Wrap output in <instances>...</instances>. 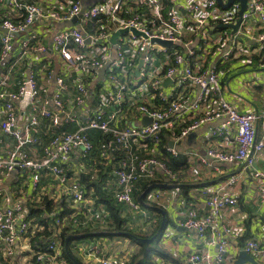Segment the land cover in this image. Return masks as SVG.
<instances>
[{
  "label": "built area",
  "instance_id": "obj_1",
  "mask_svg": "<svg viewBox=\"0 0 264 264\" xmlns=\"http://www.w3.org/2000/svg\"><path fill=\"white\" fill-rule=\"evenodd\" d=\"M32 1L0 0V10H4L0 14V27L8 30L1 36L0 68L12 58L15 39L20 35L23 36L19 42L18 59L35 52L47 53L49 46L44 41L45 34L30 29L36 21L49 23L53 20L54 25L49 27L52 32V48L86 78L74 81L72 103L82 108L90 92L92 100L95 96V101L93 107L85 113L72 111L73 105L64 99L65 93L69 91L64 75H56V88L51 99L45 97L41 100L43 87L32 69L27 70L17 91L8 93L0 89V100H6L1 129L6 136L16 141V148L9 156L0 153V180L10 172H15L18 180V171L24 170L30 173L37 185L44 170L56 177L74 207H79L86 200L87 191L80 179L67 171L66 164L70 162L71 152L79 150L86 154L100 152L102 155L114 156V148L121 149L119 153L123 154L124 159L114 169L117 186L113 197L117 202L127 205L133 214L152 219L135 198L137 183L142 179H156L158 173L162 172L166 181L179 185L185 180L183 171H197L189 161L185 169L178 171L167 165L162 149V135L169 133L170 140L166 148L176 156L181 153L178 142L200 127L224 118L221 124L213 127L210 137L222 138L228 142L227 148L210 145L207 156H200L198 164L215 167L218 173L223 172L222 168L216 166L219 163L235 166L244 164L260 180L257 188L264 202V171L255 169L254 155L264 150V108L262 111H240L223 97V83L217 62L210 58L211 49L215 46L228 47L221 55L222 59L228 58L232 47L238 43L236 36L231 38L230 30L226 29L217 32L213 38L204 37L212 31L214 24H234L242 17L240 30L252 15H257L262 23L258 40L264 47V0H249V8L242 16L238 1L228 8L219 5L218 0H187L185 6L183 0H96L88 5L85 3L89 0ZM74 17H78L79 26L77 23L66 27L55 26ZM188 22L196 32L194 36L206 41L204 46H196L195 39H192L184 44L186 52H180L158 42L183 43V28ZM88 26H91L90 31ZM132 27L142 34L128 31L118 37L116 45L112 43V35L116 31ZM141 59L143 63L137 75ZM157 59H161L160 67H155ZM105 65V77L100 80L99 69ZM13 67L2 76L0 84L10 80ZM51 73L52 70L48 71L49 76ZM87 77L96 78V81H89ZM98 79L102 82L100 87ZM167 79L173 83L171 87L164 85ZM182 83L198 87L194 101L179 95L171 96L168 92ZM28 90L31 115L27 122L20 124L15 102L25 97ZM134 94L142 98L139 101L132 100L130 95ZM214 95L219 96L206 104ZM50 102L55 105V109L50 107ZM213 102H216L215 107L211 106ZM185 112H192L191 119L176 128L178 118ZM144 117L151 118V122L143 124ZM42 119H48L53 127L75 123L77 129L53 134L43 146L41 157L28 158L23 149L41 142L35 131ZM260 123L263 136L258 139ZM93 129L102 133L97 145L89 134ZM170 141L174 142V146L169 144ZM194 156L198 157L199 154L190 153V158ZM238 181L239 177L234 176L229 183L234 185ZM200 193L209 207L208 212L202 213L195 202L190 201L183 225L195 231L199 239L210 236L209 244L216 246L217 250L216 253L208 249L193 253L188 257L187 264H235L241 251L255 260V256L264 255V239L258 238L248 239L236 249V255L229 251L232 228L227 225L221 227L219 223L224 215L238 205L239 199L235 192L222 193L221 189L205 187ZM0 198L4 202V208L0 207V238L16 248H20L23 240H28L32 254L27 264H66L61 257V233L68 224V217L60 219L54 212L53 222L49 225L50 239L46 247H43L36 240V235L45 225L32 223L25 206L14 202L1 188ZM91 213L93 217V209ZM79 214L74 210L69 219L75 225H85L88 220L81 221ZM101 217L106 220L108 213L103 210ZM96 241L91 240L79 247L80 252L87 257L88 264L130 262L132 254L129 251L112 253L107 250L106 244ZM7 253L12 255L14 249L8 248Z\"/></svg>",
  "mask_w": 264,
  "mask_h": 264
},
{
  "label": "crops",
  "instance_id": "obj_2",
  "mask_svg": "<svg viewBox=\"0 0 264 264\" xmlns=\"http://www.w3.org/2000/svg\"><path fill=\"white\" fill-rule=\"evenodd\" d=\"M186 1L187 0L182 1L184 2L183 6L188 4ZM3 12L4 10H0V14ZM51 25H54L53 20L49 21V23L41 20L36 21L30 29V31L35 30L45 34L44 41L49 46V51L47 53L35 52V54H30L23 59H18L17 54L19 42L23 35H20L21 37H16L14 43L15 50L12 52L14 62L11 64L14 65V67L11 72V78L6 83L0 84V87L8 93L14 91L20 82L23 81L27 70L32 69L36 73L39 84L43 87L41 100L45 97L51 99L52 93L56 88V75H64L69 84V91L65 93L64 99L67 103L73 105L72 111L85 113L93 107L95 96L92 100V92H90L88 101L82 108L78 107L75 103H72L74 81L81 77L84 79L86 78L79 73L75 67H72L67 61L60 57L52 48V32H50L49 29ZM76 25L79 26V23ZM55 26L60 27V25L57 24H55ZM90 27L91 26H88L87 29ZM261 30V21L257 15H252L239 30L240 35L242 36H240L238 43L232 47L231 54L228 58L223 60V64H221L222 67H220V77L223 83V97L235 105L240 111H262L264 108V56H262L264 52H262L263 44L258 40ZM216 33L217 32L213 31L208 32L204 37L206 39L213 38ZM3 34L4 31H2L0 27V43ZM194 35H196V32L188 22L183 28V39L187 42L195 39V45L198 47L206 44V41H204L203 38V40H200L199 38H194L196 37ZM226 49L227 47L222 46L213 47L210 56L212 61H216ZM10 65L8 70L12 66ZM160 65L161 59H157L155 67H160ZM2 68L3 69H0L2 73L0 79L6 72L7 65ZM51 70L52 73L49 76L48 71ZM87 79L92 82L96 81V78L92 77H87ZM98 81L99 79L97 82ZM164 85L171 87L173 83H171L170 80H165ZM168 92L171 96L175 97L179 95L189 101H194L197 96L198 87L191 83H182L181 85H176L173 91ZM218 96L219 95L212 96L206 104L210 103L212 99H216ZM130 98L139 101L142 96L134 94L130 95ZM5 102L6 100H0V153L4 156H9V154L16 148V141L12 137L6 136L1 129V122L5 117ZM15 106L18 111L19 123L22 124L23 122H27L31 115L30 103H25V97H23L15 102ZM211 106L215 107L216 102H213ZM50 107L53 109L56 108L52 102H50ZM203 110L204 109L200 111L202 112ZM191 115L192 112L182 113L178 118L175 127H181L183 124L188 123L189 119H191ZM81 120L84 119L81 118ZM143 120L144 118L142 119V122ZM224 120V118H220L212 123H208L203 127H200L193 134L190 133L186 138L177 143L179 151L187 156L188 161L192 162L197 170L183 171L185 180L182 181V186L170 184L166 181L162 172L158 173L156 179L143 180L142 183L149 180L155 181L150 185L146 194V199L150 202L149 206L151 205L150 207L157 210V212H152L148 206L146 208L147 213H150L153 219H146L143 216L133 214L129 207L122 203L129 219V226L131 228L139 226L143 231L148 230L149 233L150 231L153 232L158 225V213H162L165 218L167 214L169 222L166 224L163 233L158 238L157 244L158 247L161 248L160 250L165 251L168 256H155L154 261L156 264H187V259L191 254L206 249L210 250L212 253H216V246L209 244V240L211 239L210 236H208L207 239H199L195 231L189 228L179 229V227H185L183 223L186 221L187 211L189 209L188 203L190 200L195 202L196 207L199 208L202 213L208 212L209 207L206 205V202L200 193L205 187L221 189L222 193L235 192L238 196V205L224 215L219 223L221 227L227 225L232 228V232L229 234V251L232 255H236V249L241 247L248 239H264V202L261 201L257 188L260 180L252 175V169H249L247 166L244 167V164L235 166L226 163H219L216 166L222 168L223 172L218 173L215 171V167L210 168L211 166H206L204 164L200 166L198 164L200 156H207V148L210 145L213 147L227 148L228 142H225L222 138L210 137V132L213 127L221 124ZM76 129L77 125L75 123L64 124L61 127H53L48 119H42L40 126L35 131V134L40 137L41 142L32 147H25L23 153L28 158L41 157L43 146L51 139L53 134L73 131ZM98 132H93V130L89 131L90 135L95 133V138L97 139L93 140L96 145L100 143V139L102 138L101 133ZM262 136L263 127L260 123L258 139H261ZM120 151L121 149L114 148V156L102 155L100 152L86 154L79 150H73L71 152L70 162L66 164L67 171L72 176L79 178L81 183L85 185L87 191L86 200L82 201L79 207H74L70 198L66 195L67 193L65 189L58 184L59 181L56 177L47 174L44 170L41 173V178L37 185L33 182L29 172L19 170L18 174L20 175V180H17L15 174L10 172L9 174H5L0 180V188L3 189L6 194L10 195L14 202H20L25 206L28 218L30 206L33 205V203L36 205L40 204L47 197H49V200H52L55 204L60 203L57 208L53 209L54 212H57L58 214H61L63 210L62 204L67 205L68 208L80 213L79 218H85L88 220L85 225H75L68 220V226H71L72 230H76L78 229V226H82L88 227L90 231H96L98 234L86 237L75 243L97 240L96 242L101 241L106 244L109 252L122 253L126 248L132 247L128 244V246L123 249L124 240L128 238H124L123 240L122 237H113V240H110L109 237L103 236L104 234H102V232L104 230L100 229V225L103 226L102 223H104L105 220L102 219L101 215L102 210L107 208L104 203L97 201L96 195L98 193L96 192L95 186H91L90 188L87 187L89 186V182H98L101 179L102 182L100 185L102 190L107 191L111 194V197L114 198L113 194L117 186L114 169L119 167L124 159L123 154L119 153ZM192 152H197L199 156L190 158V153ZM254 155L256 156L255 169L257 168L264 171V150ZM91 171H94V173H91ZM234 176H238L239 181L236 184L231 185L229 182ZM142 183H137L134 195L135 191H137V193L140 192ZM156 195H158V197ZM0 207L4 208V202L1 198ZM91 209L94 210L93 217ZM54 212L48 213L46 219L53 221ZM131 216L133 220L131 219ZM29 219L32 221L31 218ZM83 220L84 219L81 221ZM146 220H150L148 221V224L152 227L148 226L147 229L145 228L144 221ZM116 244L117 246H115ZM10 247L14 249L12 255L7 253V249ZM126 251L131 252L130 250ZM74 252L81 260L88 262L85 254L82 252ZM31 254L28 240H23L20 248H16L14 245L8 244L0 238V264H27ZM255 258L256 263L253 262V264H264V255H258L255 256Z\"/></svg>",
  "mask_w": 264,
  "mask_h": 264
},
{
  "label": "trees",
  "instance_id": "obj_3",
  "mask_svg": "<svg viewBox=\"0 0 264 264\" xmlns=\"http://www.w3.org/2000/svg\"><path fill=\"white\" fill-rule=\"evenodd\" d=\"M28 1L33 2L32 0H28ZM217 26H218V24H217ZM216 29L225 30L226 27L218 26V27H216ZM90 30L91 29L88 28V31H90ZM214 30L215 29H213V31ZM177 47H179V46H177ZM262 52H264V47H263ZM0 55H1V43H0ZM262 56H264V53L262 54ZM13 62H14V57H12L10 59V61L7 63V70L5 73L8 72V67ZM221 64H223V60H220L218 62V69L219 70H220V67H222ZM0 69H3V68L1 67ZM1 74L2 73L0 71V75ZM21 82H20V84H21ZM20 84L18 85V87L16 89H14V91L18 90ZM101 85H102V82H100L98 86L100 87ZM73 88H75L74 85H73ZM0 89H2V88L0 87ZM98 131L99 130L93 129V132H98ZM92 135H91V138L97 139V138H95V133H92ZM101 135H102V133H101ZM169 140H170V135L164 133L162 135V145H163L162 149H163L165 162L167 163V165L171 169H173L175 171L185 169L188 165L187 156L182 152L176 156L171 154L166 148V143ZM42 152H43V150H42ZM82 179H83V176H82ZM143 180H145V179L140 180L138 182V184L142 183ZM101 182H102L101 179L98 182H94V181L89 182V186H87V187L90 188L91 186H95L96 192L98 193L96 195L97 201L104 203L106 208H107V209H103V210H105L108 213V218H110L109 223L111 222V226L113 227V229L104 230L102 232V234H104L105 236H108L110 238H113V237L128 238L130 241H132L133 243L137 244L140 247V251L138 252V254L136 256L132 257L131 261L128 264H156V262L154 261L155 256L167 257L168 254L165 251L160 250V249H154L151 246V243L144 242L140 239V238H150V237H153L154 235H156L157 233H159V235L155 238V240H157L161 236V234L163 233V230L165 229L166 224L169 222L167 214H166L165 225H164L162 231L159 232V229L161 228V223H162L164 216L162 215V213L159 212L157 215L158 216V225L156 226L154 231L149 235L138 234L132 230L133 228L130 229L131 227L129 226V219L127 217L125 207L123 206V204L118 203L114 198L111 197V194H109L105 190H102L101 185H100ZM153 182H155V181L149 180V181H145L144 183H142V188H141L140 192L137 193V191H135V198L138 202H140V204L144 210H147L146 208L148 206V208L152 212H157V210L150 207L151 205L149 206L150 202L146 199L147 191L149 190V187ZM172 185H175V184H172ZM180 185L182 186V183H180L179 186ZM143 189H145V190H143ZM190 201H192V200H190ZM59 205H60V203L55 204L52 200L44 199L40 204L30 206L29 218H31L34 223L45 224L43 231L37 234V239H36L40 242V244L43 247H46V245L50 239L51 231L48 230L49 222H53L52 220L51 221L47 220L46 215L50 212H54L53 209L57 208ZM62 206L64 209L62 210L61 214H58L57 212H55L59 216L58 218L61 219L62 217L67 216L68 214L74 212V210L71 208H68L67 205L62 204ZM82 219L83 218H81L80 220H82ZM70 221H71V219H70ZM77 234L81 235V236H79L78 238H70L68 241L67 247H66L65 241H66L67 237H69L71 235H77ZM95 235H98L96 233V231H90L88 229V227L78 226V229L72 230L71 226H69V227L67 226L61 233L62 257L67 261L68 264H86L83 260H81L78 257V255L75 254V252H74V247L76 246L75 242L82 240L86 237L95 236Z\"/></svg>",
  "mask_w": 264,
  "mask_h": 264
},
{
  "label": "water",
  "instance_id": "obj_4",
  "mask_svg": "<svg viewBox=\"0 0 264 264\" xmlns=\"http://www.w3.org/2000/svg\"><path fill=\"white\" fill-rule=\"evenodd\" d=\"M96 0H89L88 2L85 3V5H88V4H91L93 2H95ZM234 1H239L240 4H241V9H240V15L242 16L243 13L249 8V4H248V1L249 0H228L227 2H224V0H218L219 4L221 6H223L224 8H227L229 7ZM78 21V17H74L72 20H67V21H63V22H60L58 23V25H60V27H66V26H72L73 24L77 23ZM241 22H242V17L235 23V24H223L221 25L222 27H230L232 28V32L233 34H236L238 32V29L241 25ZM1 30L4 31V33H7L8 30L6 28H3L1 27ZM128 31H132L134 32L135 34H142L141 31H138L135 27H132V28H123V29H120L118 31H116L113 35H112V43L114 45H116L117 43V39L119 36L127 33ZM90 39H88L87 41H89ZM158 42L160 44H162L163 46H171L173 43L171 41H162V40H158ZM142 63H143V59L140 60L139 62V67L137 69V75L139 74V68L142 66ZM106 68H107V65L103 66L102 68L99 69V76H100V80H103L104 77H105V71H106ZM29 100H30V91L28 90L26 95H25V103H29ZM151 122V118L149 117H144V120H143V124H148ZM194 132H192L193 134ZM169 144L171 146H174V142L173 141H170ZM15 173V172H13ZM165 221H166V218L164 216L163 220H162V223H161V228L159 229V232L162 231L164 225H165ZM179 229H186V227H179ZM159 235V233H157L156 235H154L153 237H150V238H140L142 241L144 242H147V243H151L154 241V239ZM79 236L81 235H71L69 237H67L65 243H66V247H67V244H68V241L70 238H78ZM73 257V256H72ZM247 261H252L254 263H256L255 259L250 256L248 253H246L245 251H241L237 260L235 261V264H244L245 262Z\"/></svg>",
  "mask_w": 264,
  "mask_h": 264
},
{
  "label": "rangeland",
  "instance_id": "obj_5",
  "mask_svg": "<svg viewBox=\"0 0 264 264\" xmlns=\"http://www.w3.org/2000/svg\"><path fill=\"white\" fill-rule=\"evenodd\" d=\"M230 36H231V38H234V35H233V34H230ZM91 173H94V171H91ZM53 197H56V196H53ZM47 199H49V197H47L46 200H47ZM33 205H36V204L33 203ZM131 215H132V214H131ZM138 218H139V217H138ZM83 219H85V218H83ZM131 219L133 220L132 216H131ZM148 223H149L148 220L144 221V226H145L146 229L148 228V226H149V227H152V226L149 225ZM102 224H103V226L100 225V226H101V227H100L101 230L113 229V227L111 226V222H110V223H109V222H104V223H102ZM95 226H97V225H95ZM98 226H99V225H98ZM144 226H143V227H144ZM132 228H133V229H132ZM132 228H130V229H132L134 232H136V233H138V234L147 235V234H151V233H152V231H150V233H149L148 230H147V231H143L139 226H137L136 228H135V227H132ZM145 228H144V229H145ZM119 238H121V237H119ZM119 238H116V239H119ZM122 239L124 240L123 237H122ZM110 240H113V239L110 238ZM157 241H158V239L155 240L153 243H151V246H152L153 248H155V249H161L160 247H158ZM128 244H129L130 246H132V247H128V248H126V247L128 246ZM78 245H79V242L76 243V246H78ZM115 246H117V244H116ZM125 248H126V249H125ZM123 249H125V251H126V250H130V251H131L130 253L133 255V257L136 256V255L138 254V252L140 251V247H139L137 244H135V243H133L132 241H130L129 239L124 240ZM75 251L77 252V247H75ZM125 251H124V252H125ZM133 251H134V252H133Z\"/></svg>",
  "mask_w": 264,
  "mask_h": 264
},
{
  "label": "clouds",
  "instance_id": "obj_6",
  "mask_svg": "<svg viewBox=\"0 0 264 264\" xmlns=\"http://www.w3.org/2000/svg\"><path fill=\"white\" fill-rule=\"evenodd\" d=\"M224 2H227V1H225L224 0ZM235 2V1H234ZM239 2V1H238ZM219 3V2H218ZM220 5V4H219ZM231 6V5H230ZM223 7V6H222ZM228 8V7H227ZM240 19V18H239ZM223 24H225V23H218V26H221V25H223ZM228 24V23H227ZM235 24V23H234ZM214 26V28H212V31H213V29H215L213 32H219V31H223V30H219V29H216V27H218L217 26V24H214L213 25ZM240 28V27H239ZM226 29H228V30H230V32H231V34H233V32H232V28H230V27H226ZM225 29V30H226ZM212 31H209V32H212ZM234 36H236V38H237V40L239 41V38H240V36H242V35H240V31H239V29H238V32L236 33V34H233ZM194 38H199L200 40H202V38L201 37H194ZM187 41H185L184 39H183V43H173L171 46H166V47H169L170 49H176V50H179L180 52H182V51H184V52H186V47L184 46V44L186 43ZM182 45V46H181ZM177 46H179V47H177ZM228 48V47H227ZM224 53V52H223ZM220 60H225V59H222L221 58V56L216 60V62H217V64H218V62L220 61ZM194 60H192V62H193ZM220 71V70H219ZM139 75V74H138ZM167 80H169V79H167ZM221 83H222V81H221ZM119 203V202H118ZM71 214V213H70ZM70 214H68L67 215V217H68V219H67V223H68V220H69V222H72V221H70V219H69V217H70ZM150 214V213H149ZM151 215V214H150ZM152 216V215H151ZM65 217V216H64ZM109 219L110 218H107L106 220H105V222H109ZM153 219V218H152ZM148 221H150V220H148ZM32 223H34L33 221H31ZM38 224H42V223H38ZM73 224V223H72ZM43 225H45V224H43ZM49 225H50V222H49ZM67 226H68V224H67ZM66 226V227H67ZM69 227V226H68ZM186 227V226H185ZM187 228V227H186ZM71 229H72V227H71ZM48 230H49V227H48ZM43 231V230H42ZM42 231H40V232H42ZM40 232H38V233H40ZM37 233V234H38ZM78 235V234H77ZM37 236V235H36ZM103 236H105V235H103ZM106 237H108V236H106ZM110 238V237H109ZM89 241H91V240H89ZM89 241H87V242H85V241H81V243H79V245L78 246H75V247H77V252L78 253H80V249H79V247L81 246V245H83V244H86V243H89ZM75 247H74V251H75ZM62 257V256H61ZM132 257H133V255H132ZM131 257V258H132ZM254 258V257H253ZM62 260L66 263V264H68L67 263V261L62 257ZM130 261H131V259H130ZM247 262H252V261H247ZM86 264H88L87 262H85ZM246 263V262H245Z\"/></svg>",
  "mask_w": 264,
  "mask_h": 264
}]
</instances>
